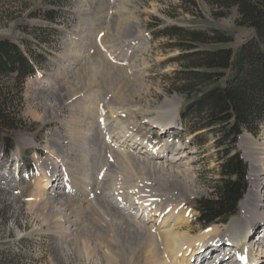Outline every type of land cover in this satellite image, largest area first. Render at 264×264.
Wrapping results in <instances>:
<instances>
[{
    "label": "rangeland",
    "instance_id": "1",
    "mask_svg": "<svg viewBox=\"0 0 264 264\" xmlns=\"http://www.w3.org/2000/svg\"><path fill=\"white\" fill-rule=\"evenodd\" d=\"M195 1L197 12L184 0H0V39L19 46L36 68L35 75L20 85L11 78L0 77V90L4 91L11 115L16 119L14 129L9 132L13 149L9 155H3L0 149V264H111L102 253L106 247L89 245L84 250L70 245L45 219H40L35 206L44 200L36 196L35 189V182L41 177L40 165L57 163L62 157L54 146L55 133L63 135L71 153L67 161L72 172L70 186L80 188L79 167L86 160L83 143L87 141L88 129L102 116L106 103L118 110L117 116L111 117L104 108L107 121L119 119L126 136H139L137 149L131 146L133 152L140 150L141 142H151L158 144L154 145L156 149L166 143L169 153L178 147L189 153L185 155L191 163L181 167V171L185 174L183 181L193 192L173 191L178 197L172 203L181 204L192 236L205 229L196 222L194 201L209 196L219 179L214 135L206 132L200 138L203 145H198L195 133L180 128V113L190 100L186 94L175 91L174 72L182 65L174 59L181 52L173 47L177 40L160 32L173 26L224 32L233 41L210 48L231 49L233 60L254 32L238 25L235 8L225 17L215 18L210 6ZM225 73L226 77L231 75L230 70ZM72 85L82 88L73 96L61 90ZM41 86H47L45 90L49 92L44 93ZM57 91L62 97L58 98ZM167 100L178 101V118L171 129L176 126L180 131L170 129L162 134L151 126V121L163 117ZM260 127L256 136L245 132L240 137H249L257 146L245 147L239 139L236 143L237 151L248 161L243 158L247 166L251 158L259 157L254 153L264 149V123ZM96 134L100 149L97 165L94 164V192L92 196L85 192L77 201L69 197L85 214L86 211L96 214L108 226L111 219L105 216L104 206L110 199H114L119 210L132 204V213H136L139 208L132 200L154 198L156 180L160 178L148 170L121 165V158L133 155L128 150L127 138L119 139L122 146H115L117 135L103 128ZM141 157L144 159V155ZM263 162L264 156L262 165ZM97 179L105 180L104 185L96 183ZM168 180L167 177L166 187L162 188L167 195L173 188ZM248 189L250 192L253 186ZM260 199L263 200L260 211H264V199L261 196ZM241 216L239 205V211L226 223L212 225L224 226ZM101 233L94 231L92 235ZM114 248L118 255L116 264H137L133 259L127 261L129 256L118 245ZM137 251L138 247L132 246L133 257Z\"/></svg>",
    "mask_w": 264,
    "mask_h": 264
},
{
    "label": "bare ground",
    "instance_id": "2",
    "mask_svg": "<svg viewBox=\"0 0 264 264\" xmlns=\"http://www.w3.org/2000/svg\"><path fill=\"white\" fill-rule=\"evenodd\" d=\"M39 88L45 90L47 86ZM81 88L80 86L75 87L72 85L70 88L65 87V89L62 88L61 90L67 92L69 96H73ZM61 90L59 89V92ZM47 92L49 91L45 90L44 93ZM56 94L58 98L59 96L62 97L58 91ZM165 103L168 106L163 113V117L151 121V126L160 129L162 134H166L173 128L178 118V101L167 100ZM104 108H106L107 113L111 117H116L118 113L116 108L107 103L104 104L101 111L102 116L96 122L98 124L92 125L88 129L87 141L83 143L86 160L79 167L81 172L80 188L74 189V187L71 188L70 186L69 179L72 172H69L67 168V161L71 158V153L66 148L67 145H65L66 141L63 135L54 134V146L62 157L57 160V163L41 164V177L35 182L36 196H42L44 199L43 202L35 205L42 217L40 218L41 220L45 219L48 226H52L74 247H82L84 250L89 245L106 247L102 253L106 261L111 264H116L115 260L118 259L116 249H112L116 245L122 249L126 256H129L128 258L126 257L127 261L133 259L137 264L140 261L143 264H198V260L199 264H216L215 261L201 258L209 250H214L213 256L215 254L222 257L229 256L230 258L238 256L242 264H248L247 259H250V256L256 264H264V235L262 236L258 233L257 236L249 237L252 229L258 224L264 230V211H260L263 200L260 199V196L258 197L259 194L256 189L258 184H261L259 171L262 165L264 149H259L260 153L258 151L255 152L254 154H258L259 157H253L250 160L254 171H252L251 175L253 189L248 192L246 198L239 204L242 216L224 226H208L192 236L190 233L193 231L189 227L188 219L185 215H182L181 204L172 203L178 197L173 194L175 193L173 191H180V189L183 192L190 191L183 181L185 174L181 171V167H187L191 163V159L185 155L187 152L178 147L175 151L172 150L169 153L166 143L156 149V145L151 142H141L143 144L142 149L133 152L131 146L135 142L136 144L138 143L137 138L134 135L126 136L125 126L121 120L107 121ZM100 127L107 133L110 132L113 135H117V139L114 141L115 146H122V139L127 138V141H130L128 150L132 151L130 154L133 155H131V158L130 156L127 157V155L121 158L120 163L122 166L128 168L136 167L141 169V171L148 170L149 173L160 178V180H156L158 187L154 190V198L144 199L143 197H137L132 200L133 204L139 208L136 213H132V208L130 207L132 204H126L127 206L121 207L127 210H119V207L117 206L118 208H116L114 205V199H110L108 205L104 206L107 212L105 216L107 215L111 219L108 226L104 223L102 224L96 218V214L90 215L87 211V214H85L84 209L73 202L77 201L75 199L78 196L85 195V192L91 196L94 192L92 190L95 174L94 166L97 165V155H99L100 149V144L96 141V132L101 129ZM115 131L118 132L116 133ZM240 143L245 147L257 146L249 137L241 138ZM134 154L139 156L134 157ZM143 155L144 159L141 157ZM58 177H60L61 182L55 184L54 181ZM167 177L170 179L168 183L173 187L169 189L172 191L168 195L163 193L162 190V188L166 187ZM104 182L105 180H99L96 183L103 186ZM69 196L73 197L74 200ZM94 231H102V233L93 236L92 232ZM222 241L231 245L227 253H222L224 248H219L220 245L218 243ZM132 246L138 247L136 257L132 256Z\"/></svg>",
    "mask_w": 264,
    "mask_h": 264
},
{
    "label": "trees",
    "instance_id": "3",
    "mask_svg": "<svg viewBox=\"0 0 264 264\" xmlns=\"http://www.w3.org/2000/svg\"><path fill=\"white\" fill-rule=\"evenodd\" d=\"M200 1L211 7L215 18H223L235 8L238 25L254 32L253 38L239 48L234 60L231 49L210 48L233 41L224 32L174 26L160 32L177 40L173 47L181 52L174 59L182 65L174 72V80L175 91L190 98L180 113L184 129L195 133L198 145H203L200 138L206 132L214 135L219 179L209 196L194 201L198 212L196 222L206 228L215 223L224 224L238 212L247 189V165L237 151V139L245 132L256 136L264 123V0ZM184 2L197 12L195 0ZM229 70L231 75L226 77ZM35 72L33 62L19 46L0 39V77L11 78L20 85ZM11 113L1 89L0 149L5 155L13 149L9 132L14 129L16 119Z\"/></svg>",
    "mask_w": 264,
    "mask_h": 264
},
{
    "label": "built area",
    "instance_id": "4",
    "mask_svg": "<svg viewBox=\"0 0 264 264\" xmlns=\"http://www.w3.org/2000/svg\"><path fill=\"white\" fill-rule=\"evenodd\" d=\"M259 178H260L259 180H260L261 185H263L264 184V162L259 171Z\"/></svg>",
    "mask_w": 264,
    "mask_h": 264
}]
</instances>
